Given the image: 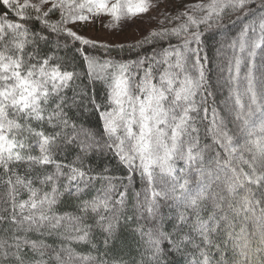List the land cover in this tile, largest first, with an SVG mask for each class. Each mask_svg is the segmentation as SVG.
<instances>
[{
  "label": "snow or ice",
  "instance_id": "6c2138e0",
  "mask_svg": "<svg viewBox=\"0 0 264 264\" xmlns=\"http://www.w3.org/2000/svg\"><path fill=\"white\" fill-rule=\"evenodd\" d=\"M0 187V264H264V0H0Z\"/></svg>",
  "mask_w": 264,
  "mask_h": 264
},
{
  "label": "rangeland",
  "instance_id": "374dc122",
  "mask_svg": "<svg viewBox=\"0 0 264 264\" xmlns=\"http://www.w3.org/2000/svg\"><path fill=\"white\" fill-rule=\"evenodd\" d=\"M163 7V5H161ZM155 14V10L149 12L146 16L137 19L132 25L126 27L123 32L119 31L118 29L115 31H109L103 29L99 22L96 25H87L79 29L80 34L90 38L95 39L101 42H132L138 38H140L144 31L150 29L153 25L147 23L149 16ZM139 29V30H138Z\"/></svg>",
  "mask_w": 264,
  "mask_h": 264
},
{
  "label": "trees",
  "instance_id": "16d2710c",
  "mask_svg": "<svg viewBox=\"0 0 264 264\" xmlns=\"http://www.w3.org/2000/svg\"><path fill=\"white\" fill-rule=\"evenodd\" d=\"M133 42V41H132ZM145 51H151L150 48H146ZM69 94H71L69 92ZM227 95V92L225 91L224 93L220 94L217 99L218 100H222L224 98V96ZM6 191V189L4 187H0V196H2L4 194V192ZM20 198L21 199H27V193L26 192H23L21 191V194H20ZM0 207H2V205H0ZM61 211H64L66 210L65 208L61 207L60 209ZM125 236L127 237V233H125ZM49 244L53 243V241L50 239L47 241ZM166 246V245H165ZM75 247V245H74ZM77 251H81V252H87L88 251V248L86 246L84 247H77ZM132 256H134L136 259H139V256L138 254L133 250L131 253H130ZM169 260L173 261V264H184V260L181 256L179 255H170L168 257Z\"/></svg>",
  "mask_w": 264,
  "mask_h": 264
}]
</instances>
